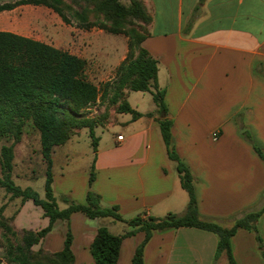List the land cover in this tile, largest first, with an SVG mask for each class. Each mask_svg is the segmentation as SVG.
Segmentation results:
<instances>
[{
    "label": "crops",
    "instance_id": "crops-1",
    "mask_svg": "<svg viewBox=\"0 0 264 264\" xmlns=\"http://www.w3.org/2000/svg\"><path fill=\"white\" fill-rule=\"evenodd\" d=\"M141 1L152 17L142 46L158 61L157 81L165 90L173 144L193 175L199 214L228 222L256 209L264 195V160L243 133L264 153V0ZM22 6L0 11V31L22 34L18 18ZM126 52L127 46L109 79ZM144 93L128 91L126 95L141 117L115 112L107 125L115 137L104 146L98 137L89 162L77 163L62 180L53 176L59 208L67 206L61 199L64 195L84 204L90 188L101 196L103 205L117 206L124 219L140 212L153 216L184 213L188 194L181 187L176 161L167 155L155 104L149 105ZM149 112L154 114L146 115ZM213 131L218 132L217 139ZM92 164L95 175L89 186ZM12 207L16 228L36 231L48 225L43 209L31 200L13 198L3 214L11 215ZM100 226L116 235L127 229L125 223L111 218L90 219L74 212L69 224L56 220L32 249L60 251L69 227L75 264H95L90 245ZM258 229L264 240V212ZM143 238V232L124 238L116 264H131ZM216 246L214 233L195 227L153 231L143 249V264H216ZM231 250L236 264H264L249 230L235 233ZM220 257L227 264L226 255Z\"/></svg>",
    "mask_w": 264,
    "mask_h": 264
},
{
    "label": "trees",
    "instance_id": "trees-1",
    "mask_svg": "<svg viewBox=\"0 0 264 264\" xmlns=\"http://www.w3.org/2000/svg\"><path fill=\"white\" fill-rule=\"evenodd\" d=\"M3 1V0H0ZM15 0L0 2V11L17 5H43L56 12L66 24L76 23L84 30L98 27L111 34H122L127 38L125 58L117 65L114 77L100 86L86 76L87 60L66 50L45 42L9 31H0V142L10 132L20 133L25 119H30L40 132L42 158L46 164L44 196L31 187L15 184L11 177L13 168L12 145L0 144L1 177L0 187L10 198H20L21 202L31 200L43 209L48 225L39 230L18 229L13 224V215L3 214L0 207L1 247L0 264H75L71 249L72 233L68 227L60 251L33 250L52 229L56 220L69 224L72 213L82 212L90 219L111 218L123 222L127 229L121 234H112L107 227L100 226L90 245V253L95 264H116L121 242L124 238L143 232L144 238L136 246L131 264H143V249L153 231H163L178 227H195L214 233L217 236L215 260L226 255L227 264H236L231 250V238L239 229L254 233L257 247L264 260V240L258 229V220L264 212V205L257 210L242 213L228 222L202 217L197 209L193 175L176 153L171 126L164 102L165 90L158 85V61L142 46L148 37L151 15L141 0ZM72 4L78 8H73ZM138 19L143 25H136ZM128 91H147L158 113L161 138L167 155L176 161V169L181 187L188 194V202L183 214L169 212L164 216H153L140 212L130 219H124L117 206H105L101 196L88 189L85 203H77L67 196L61 199L67 206L59 208L53 194L51 172L53 149L64 144L74 130L87 128L91 137L93 152L96 153L98 137L94 129L101 126L96 118L85 115L84 110L98 100L108 97L115 106L116 113H130L132 119L143 114L133 109L126 100ZM149 112L146 115L154 114ZM247 139L258 155L264 160L260 148L256 147L247 132ZM94 180V165L89 174V186ZM21 233L18 242L15 236Z\"/></svg>",
    "mask_w": 264,
    "mask_h": 264
},
{
    "label": "rangeland",
    "instance_id": "rangeland-1",
    "mask_svg": "<svg viewBox=\"0 0 264 264\" xmlns=\"http://www.w3.org/2000/svg\"><path fill=\"white\" fill-rule=\"evenodd\" d=\"M121 2L125 5L129 3L128 0H121ZM72 7L78 8L75 4H72ZM18 18L23 23L21 25L22 34L19 35L45 42L85 58L87 60L86 76L98 86L111 77L109 73L113 71L120 55L125 51L127 46V38L122 34H111L98 27L84 30L79 28L76 23L66 24L56 12L43 5H23L19 9ZM132 21L136 25H143L138 19H132ZM146 29L149 30L147 26ZM142 92H145L148 104L152 105L153 99L151 93L147 91ZM84 112L87 117L96 118L101 122V126H97L94 129V134L99 138L101 137V144L103 146L106 143L108 144L115 137V133L112 132L113 130L110 127L107 128V125L113 121L115 106L106 97L102 102L98 100L94 104H91ZM70 138L71 140L66 144L55 147L54 153L51 155V172L54 177L56 176L58 181L62 180L63 176H68L69 173L67 171H72L74 165L77 163L80 165V163L89 162L88 157L91 150H93L91 137L87 128L74 130ZM243 138L253 147L247 139V135L243 134ZM252 141L263 153L262 147L256 144L253 139ZM0 144L6 146L12 145L13 168L11 177L15 184L21 187L29 186L40 197H43L46 164L41 154L40 132L33 125L32 121L25 119L20 128V133L10 132L7 136L2 137ZM255 152L257 153L256 150ZM89 159L91 160V158ZM1 173L0 165V177ZM57 189H59L58 186ZM67 197L70 198L69 196ZM11 200L10 194L0 187V207L2 205L6 206ZM263 205L264 195L260 206L254 210L261 208ZM10 210L12 212L11 215L6 217L13 215L15 207H12ZM1 232L0 229V235ZM20 237L21 233L19 232L14 238L15 241L18 242ZM1 244L0 240V255L3 252ZM224 260V258L219 257L216 264H224Z\"/></svg>",
    "mask_w": 264,
    "mask_h": 264
},
{
    "label": "built area",
    "instance_id": "built-area-1",
    "mask_svg": "<svg viewBox=\"0 0 264 264\" xmlns=\"http://www.w3.org/2000/svg\"><path fill=\"white\" fill-rule=\"evenodd\" d=\"M212 137H213V139H217V137H218V132H217V131H213V132H212Z\"/></svg>",
    "mask_w": 264,
    "mask_h": 264
}]
</instances>
